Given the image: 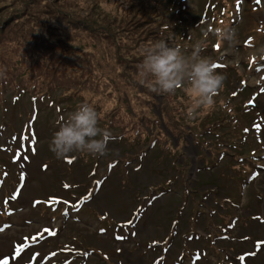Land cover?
Here are the masks:
<instances>
[{
	"label": "rangeland",
	"instance_id": "374dc122",
	"mask_svg": "<svg viewBox=\"0 0 264 264\" xmlns=\"http://www.w3.org/2000/svg\"><path fill=\"white\" fill-rule=\"evenodd\" d=\"M36 12L59 25L50 33L39 15L29 24ZM220 27L235 30L233 45L216 36ZM31 28L45 55L36 67L65 84L67 73L85 77L88 88L39 102L1 90L0 264H173L184 250L196 264H264V0H0V76ZM159 40L189 64L202 45L199 55L224 76L211 106L195 105L190 81L172 101L141 83L153 79L140 75L144 50ZM83 102L115 140L103 157L57 159L51 139ZM209 116L225 136L206 134L214 147L197 177L204 150L186 133ZM181 134L187 147L175 159L169 145L181 151Z\"/></svg>",
	"mask_w": 264,
	"mask_h": 264
},
{
	"label": "clouds",
	"instance_id": "9594fccd",
	"mask_svg": "<svg viewBox=\"0 0 264 264\" xmlns=\"http://www.w3.org/2000/svg\"><path fill=\"white\" fill-rule=\"evenodd\" d=\"M215 34L228 46L235 43L234 29L220 27ZM193 47V62L189 64L181 56L179 47H170L164 40L149 45L144 50L140 75L146 78L150 74L153 79H145L141 83H146L152 92L173 93L187 75L190 81L188 92L194 98L195 105L211 106L213 97L223 87L224 76L214 70V62L199 55L203 51L202 45L197 43ZM193 114V107H189L188 115L191 117ZM99 120L95 108L89 103H82L55 132L49 150L57 159H66L73 153L99 157L107 155L108 144L115 137L99 127Z\"/></svg>",
	"mask_w": 264,
	"mask_h": 264
},
{
	"label": "trees",
	"instance_id": "16d2710c",
	"mask_svg": "<svg viewBox=\"0 0 264 264\" xmlns=\"http://www.w3.org/2000/svg\"><path fill=\"white\" fill-rule=\"evenodd\" d=\"M42 11L44 12V10ZM43 12H36V14L35 13L32 14L33 16L31 15V17H29L28 19H25L24 16L23 18L25 20H30L40 16L41 18H38L37 19L38 21H41L39 19L43 18L44 19L43 23L45 22L52 23L51 24L52 27H49L50 24L47 26L48 27L47 31L52 33L54 31L53 25H59V24L58 22H55L54 20L48 18L46 14H44ZM49 15L50 17H52V13ZM31 22L34 23L32 20H30L29 24H31ZM33 32L34 29L31 28L24 35H22V39L28 40V47L23 44H18V46L21 49L11 47L12 50H10L9 53L10 59H7L9 63L7 65L5 64L6 67L5 73H3L0 76V94L2 93L1 90L7 89L13 95H16L18 92H22V93L27 92V93H31V97L33 98H41V97H46L47 95L49 96L54 91L64 90L62 96H66L68 93L74 95L79 90H82L85 87H87L84 83L85 77L83 78V82L81 80L72 81L70 75L67 73L66 75L67 78L63 77L65 78V82H67V84H65L63 83L64 82L63 80H60L59 78L52 76L51 73L53 74L55 73L52 72L51 70L48 71V73L43 72V68H45L43 66H46L44 63L41 64L43 66L36 67L39 58L45 57V55H43L42 49L39 50L36 47L33 48L34 44L31 40H33V38L37 39V36H33V38L29 37V35H32ZM40 37L44 38V36H40ZM10 43H16V42L11 40ZM178 88L179 86L175 89L173 93H165L167 94V96L170 97L171 101L174 100L175 98L174 96ZM165 105L167 107L168 103H165ZM175 105L177 106L178 104L175 103Z\"/></svg>",
	"mask_w": 264,
	"mask_h": 264
}]
</instances>
